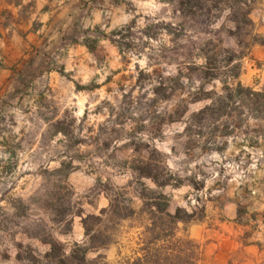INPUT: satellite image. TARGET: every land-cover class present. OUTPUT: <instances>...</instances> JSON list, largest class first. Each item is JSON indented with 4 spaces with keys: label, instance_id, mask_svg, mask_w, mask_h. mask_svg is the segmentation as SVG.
Returning <instances> with one entry per match:
<instances>
[{
    "label": "rangeland",
    "instance_id": "rangeland-1",
    "mask_svg": "<svg viewBox=\"0 0 264 264\" xmlns=\"http://www.w3.org/2000/svg\"><path fill=\"white\" fill-rule=\"evenodd\" d=\"M178 1L122 0L118 14L99 4L100 18L78 19L49 58L52 78L0 76V264H52L49 243L68 254L77 235L88 264L129 263L149 225L141 185L154 188L140 161L169 170L171 212L194 213L177 237L208 217L264 253V120L246 92L238 107L239 93L224 91H264V1L248 34L233 9ZM225 94L221 112L199 114ZM111 201L135 215L111 218ZM87 216L99 220H86L85 237Z\"/></svg>",
    "mask_w": 264,
    "mask_h": 264
},
{
    "label": "crops",
    "instance_id": "crops-1",
    "mask_svg": "<svg viewBox=\"0 0 264 264\" xmlns=\"http://www.w3.org/2000/svg\"><path fill=\"white\" fill-rule=\"evenodd\" d=\"M264 1V0H263ZM122 0H0V76H12L20 81L52 78L48 73L49 58L67 49L66 37L88 12L100 18L99 4L109 7V14L121 13ZM78 12L82 13L79 15ZM264 34V29L261 30ZM83 51L86 50L83 47ZM263 48V47H262ZM73 49H69L72 52ZM77 50H81L77 46ZM264 74V72H263ZM36 83L34 80H32ZM51 81V80H50ZM32 98L37 99L35 91ZM191 224L181 237L199 246V264H264V253L253 244L234 242L232 224L208 225V217ZM82 240V236L74 241ZM83 242V241H82ZM81 242V243H82ZM107 258H112L108 251ZM115 258V257H114ZM132 259L129 260L131 264Z\"/></svg>",
    "mask_w": 264,
    "mask_h": 264
},
{
    "label": "trees",
    "instance_id": "trees-1",
    "mask_svg": "<svg viewBox=\"0 0 264 264\" xmlns=\"http://www.w3.org/2000/svg\"><path fill=\"white\" fill-rule=\"evenodd\" d=\"M258 0H181L179 5L190 8L191 10H200L209 12L212 8H220L234 10L229 20L234 24L235 29L240 34H248L253 30V22L250 18L252 5ZM264 44V41H262ZM207 60V57H204ZM237 56H231L226 60V63L232 64L238 61ZM239 73H234L233 78H237ZM213 78V77H212ZM225 92L239 93L235 98L240 107L242 95L241 92H246L253 101L257 112H260L259 120H264V91L254 92L249 88H242L238 84L233 90L224 88ZM232 98L228 94L219 96L215 99H210L209 105L205 106L199 111V114H206L207 112H221L226 105V102ZM141 169L139 170L140 179L145 178L153 183L154 188L141 185V193L139 197L142 200L143 207L139 213L144 215L149 222L148 226L144 227L143 232L139 237V248L135 251L131 264H199V246L193 241L185 237H177V225L182 223L187 225L193 221L194 213L188 212L186 209L176 208L174 212L170 211V197L164 193V189L172 185V176L165 165L160 167H153L149 162L140 161ZM118 205L111 201L108 212L111 218L118 221L130 219L135 215V212L127 207H123L124 213L118 212ZM106 210H101L100 215H104ZM93 218L99 220V217L87 216L82 220L85 229V237L89 235V229L86 227V220ZM110 218V219H111ZM109 241H105L103 246L107 245ZM50 252L45 254L44 259L52 264H88L87 254L91 250L86 243H74L73 249L66 254L63 247L59 243L50 242Z\"/></svg>",
    "mask_w": 264,
    "mask_h": 264
}]
</instances>
